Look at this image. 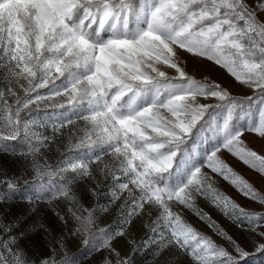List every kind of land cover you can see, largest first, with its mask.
<instances>
[{
  "label": "rangeland",
  "instance_id": "rangeland-1",
  "mask_svg": "<svg viewBox=\"0 0 264 264\" xmlns=\"http://www.w3.org/2000/svg\"><path fill=\"white\" fill-rule=\"evenodd\" d=\"M179 1L169 0L170 7L160 20L162 25L163 18L178 9L175 4ZM68 2L7 0V5L0 7V172L4 174L0 179V241H13L12 247L23 253L29 264H39L52 248L57 249L58 258L66 254L77 264H103L99 254H90L82 244L84 233L76 231L69 211L73 208L83 215L82 209H86L97 213L99 227L125 232L116 243L121 255L104 253L109 264H123L126 253L132 264H194L190 252L201 245L203 254L202 238L207 237L231 251L229 242L209 224L219 227L249 251L250 257L243 264H264V252H256L253 246L264 240L259 235L264 219L250 215L264 216V203L244 195L240 188L208 167L201 169L198 184L181 191L175 175L152 169L145 173L143 159L146 144L152 147V151L146 152L152 160H159L178 147L166 134V129L176 123V117L164 107L170 98L195 93V100H187L188 112L197 104L219 102L211 97L204 99L200 85H206L208 91L225 88L233 97L242 99L260 96L250 107L254 116L231 130L244 132L241 147L264 155V138L248 132L264 109V88L255 83L239 84L211 60L203 58L210 54L227 62L237 74L251 81L256 80L257 72L264 73V0H216L209 13L205 10L190 16L174 29L164 27L163 34L170 38L161 40L154 33L147 38L149 44L135 42L133 38L147 29L150 14L161 2L151 0L131 30L125 28V22L110 20L109 25L104 23L106 36L100 40L81 37L83 42H77L73 48L79 57L68 52L63 42L65 26L58 22L59 16H63L71 26L72 5ZM211 16L212 22L206 27L192 31L196 21ZM193 38L200 41L193 48L199 49L198 54H190L180 44L183 41L184 47H188ZM109 41L114 43L105 48ZM17 50L34 69L35 78L25 76L16 67L12 57ZM53 60L61 67L69 63L72 66L63 69V74L53 70L48 75L45 65ZM253 66H257L255 71L251 70ZM178 69L187 78H182ZM44 76L47 86L35 91L50 94L55 89L61 94L24 108V100ZM128 80L154 83L149 92L139 94L131 90ZM111 86L116 91L107 98L104 89ZM73 95L77 98L70 103ZM119 99L122 102L118 103ZM18 107L22 109L20 135L9 138L8 114L15 117ZM141 112L144 114L140 115ZM227 112L215 119L216 132L210 134L208 143L205 140L196 146L195 162L202 163L211 150L222 145L224 136L218 129ZM121 118L128 119L124 127L120 125ZM25 122L34 124L28 135L23 130ZM128 128L132 131L128 132ZM37 146L40 151L35 153ZM33 155L43 169L39 176L34 173ZM218 156L233 174L264 197V173L250 168L227 150L222 149ZM76 165L80 167L73 172ZM12 178H16L15 191L4 182ZM69 181L78 204L72 205L65 199L49 202L52 193L69 187ZM233 204L236 208H232ZM185 238L187 244L183 243Z\"/></svg>",
  "mask_w": 264,
  "mask_h": 264
},
{
  "label": "snow or ice",
  "instance_id": "snow-or-ice-1",
  "mask_svg": "<svg viewBox=\"0 0 264 264\" xmlns=\"http://www.w3.org/2000/svg\"><path fill=\"white\" fill-rule=\"evenodd\" d=\"M6 5L7 0H0V7ZM169 7V0H161L159 6H157L155 11L150 14V20L148 22L147 29L139 31L133 38L134 41L142 44H149L150 42L147 38L153 36L154 33H157L161 40L170 38L166 37L163 34L164 27L160 23L162 15L167 12ZM125 14L130 18L133 15V9L130 6L123 4L119 11V15L124 16ZM99 15L102 17L100 27L103 28L104 21L113 17L115 13L111 5L109 3H105L103 10L99 13ZM9 22H11V17H9ZM58 22L59 24L65 26L63 42L65 43L68 52L72 53L76 57H79V52H73V48L77 46V42H83L81 40V37H83L84 34L78 33L74 26H68L63 16H59ZM126 27L127 21H125V28ZM112 43H114V41H109L108 45H105V48H109ZM199 43L200 41L193 38L189 41V46L184 47L183 41H180L182 49L185 51H189L190 54L199 53V49L193 51V48ZM101 51H104V49L102 48ZM29 58H31L30 53ZM203 58L211 60L219 68L223 69V73H227L228 76L233 77L236 82H239V84L255 83L259 86V88H264V73L257 72L256 80L251 81L237 74L227 62H222L219 59L213 58V56H211L210 54H205ZM12 59L16 61V67L20 68V71L24 73L25 76L32 78L36 77L34 69L25 60L24 55H22L19 50H17L13 54ZM74 62L75 61H73V63ZM71 66L72 64L69 63L61 67V65L57 61L53 60L45 65V69L48 75H51L53 70H59L61 71V74H63V69H68ZM256 67L257 66H253L251 70L255 71ZM178 71H180L182 78H187L182 70L178 69ZM88 79H91V77H88ZM190 83H193V81H190ZM46 86L47 76L40 77L39 83L34 85V91L30 93L24 100L23 107L27 108L29 104L38 103L46 99H54L56 96L61 94L55 89H51L50 94L35 91V89L44 88ZM216 88L220 89V85H216ZM72 91L73 93L76 92L74 83L72 86ZM200 94L204 99H208L209 97H211L212 99L218 100L221 104H226L228 106L226 119L223 122L222 126H220V128L218 129L219 134H222L224 136L222 145L217 146L214 150H211L206 155L202 163L195 162L196 146L193 145L191 152L189 153L186 147V142L193 133L194 129L202 121L206 113H208L209 109H211L213 105L197 104L194 108L191 109V112H188L186 110L187 100H195L196 94L190 93L176 95L170 98L164 105V107L168 108L172 115L176 117V123L173 125V127L166 129V134L169 135L171 139L177 143L178 147L175 151H169L159 160H152L151 157L146 154V152L152 151V147L146 144V152L143 154V159L146 164L145 173H147L149 169H152L156 172H165L169 176L175 175L180 180L178 188L182 191L186 186L192 185L194 183L198 184L200 182L199 175L201 173V169L204 167H208L210 171L221 175L226 181H229L236 187L240 188L244 192V195L249 196L254 200H259L261 203H264V197L258 196V194L252 189L250 185L233 174L227 167V165H225L218 156L219 151H221L222 149L227 150L234 156H237L250 168L257 170L260 173H264V155H258L255 151H251L247 148L241 147L240 145L242 144V141L240 137L244 135V132H233L231 130V121L233 120V114L238 107L236 99L230 94L229 91L225 90V88L223 90L208 91L206 85H200ZM76 98L77 96L73 95L70 98V103L75 102ZM248 99H250V97H248ZM261 99L264 100V94H262ZM60 107H64V105H60ZM21 110L22 109L20 107L17 108L15 117L11 112H9L8 114V124L11 129V137L9 138H15L20 135L21 121L19 119V112ZM150 110L151 109H149V111ZM109 111H111V109H109ZM143 114V112L140 113V115ZM134 118L135 117H132V119ZM92 119L95 120L96 117L93 116ZM127 124L128 119H120L121 127H124ZM33 127L34 124L32 122H25L23 124L24 134L28 135L29 130ZM127 131L131 132L132 129L128 128ZM248 132L254 133L259 137L264 138V109H261L256 125L254 127L250 126ZM33 135L35 134L33 133ZM126 136L127 133H125V138ZM134 143L135 141L133 140V144ZM179 145H183V147L181 148L179 147ZM39 151L40 148L38 146L34 148L35 153H38ZM33 160L34 173L39 176L43 171L42 166L38 162H35L34 155ZM77 167H80V165L73 166L71 170L75 172ZM85 174H87V170H85ZM3 175L4 174L0 172V179H3ZM4 182L8 184L10 189L15 191L17 187L16 178L5 180ZM71 183L72 181H69V187L67 189L60 190L57 193H52V195L48 198L49 202L57 199H65L68 200L72 205L78 204L77 196L71 191ZM121 187H126V185H122ZM217 199H219V197H217ZM232 208H236V205L233 204ZM69 211L72 212V218L76 222L74 225L76 231H82L84 233V239L81 242L86 246L87 249L90 250V254H99L103 264H109L106 256L104 255L106 251L111 252L116 256L121 255L120 251L117 250L116 243L119 242L120 239L124 238L125 232L123 230L112 231L107 227H99L98 215L93 210L89 211L86 209H82L83 215L74 212L73 208H70ZM133 211H136V209L133 208ZM224 212L226 215H228L229 209L227 202H224ZM244 214V211L241 210V215ZM250 215H252L253 218L257 220L264 219V216L257 217L254 214ZM59 219L63 220L64 217H59ZM129 222L131 221L129 220ZM209 227L212 228V230L215 231L217 235L223 237L224 240L229 242L231 251L218 246L212 239L208 237L202 238V246L204 247L203 254L201 253V245H198L190 252L194 264H209V262L216 260L222 261V264H243V262L250 257L249 251L246 250V248L243 247L240 243H238L237 240H235L232 236L227 235L219 227L213 226L212 224H209ZM251 230L255 231V229ZM187 231L191 232L192 230L187 229ZM259 235L264 237V225H261V231L259 232ZM192 238L195 239L196 236L193 235ZM183 243H188L187 238L183 240ZM12 245H14L13 241H0V249H3L0 250V264H29L28 259H25L23 253L17 251V248L12 247ZM253 246L256 252H264V240L257 241ZM59 248L60 250H62L64 248V244L61 243L59 245ZM5 253H7V255ZM127 257L128 254L126 253L123 264H132V260ZM39 264H77V261L66 254H63L58 258L57 249L52 248L50 254L42 257Z\"/></svg>",
  "mask_w": 264,
  "mask_h": 264
},
{
  "label": "trees",
  "instance_id": "trees-1",
  "mask_svg": "<svg viewBox=\"0 0 264 264\" xmlns=\"http://www.w3.org/2000/svg\"><path fill=\"white\" fill-rule=\"evenodd\" d=\"M150 1L151 0H123V4H126L133 9V15L129 18L126 14L124 16L119 15V11L123 6L122 0H69L68 3L72 5L70 11L72 15L69 24L79 28V30H81V32L84 34L83 36H85L87 39L92 41L100 40L106 36V27L105 24L103 28L100 27V21L102 17L99 15V13L103 10L105 3H109L111 5L115 15L108 20H105L104 23L109 25L108 23L110 20L116 21L118 23L127 21V29L131 30L141 19L145 8L149 6ZM215 1L216 0H181L175 4L176 6L178 5V9L174 10L175 12L172 15L165 16L163 18V27L174 29L179 25L184 24L190 16H197L200 12L205 10H207L209 13L211 10H208L210 9V6H214ZM152 4H154V2H152ZM212 18L213 16L199 19V21L194 23L192 31L196 30V32H198L199 29L206 27V24L212 22ZM167 82L170 81L167 80ZM153 83L154 82L149 84H141L131 80L127 81V84L130 85L131 90L137 91L139 94L149 92L152 89ZM160 89L162 88H158L159 91ZM104 90L107 91V98H109L116 91V87L113 88V86H111L110 88H105ZM257 97L260 96H253L250 99L234 97L237 101L238 107L233 114L231 128L235 130L239 126L243 125L245 121L248 120V118H252L254 116V112L250 111V107L253 105V102L255 99H257ZM120 102H122L121 99L118 100V103ZM227 111L228 106L226 104H221L220 102L213 105V107L209 109L208 113H206L205 117L194 129L193 133L186 142V147L189 153L191 152L193 145L198 146L202 141L205 140L208 143L210 134L216 132L214 128L215 119L221 117L224 112ZM179 147L182 148L183 145H179Z\"/></svg>",
  "mask_w": 264,
  "mask_h": 264
}]
</instances>
